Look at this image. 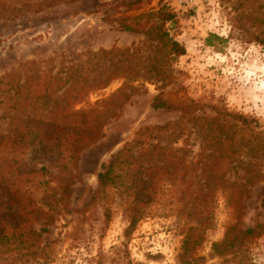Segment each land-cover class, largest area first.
Masks as SVG:
<instances>
[{"label": "rangeland", "instance_id": "1", "mask_svg": "<svg viewBox=\"0 0 264 264\" xmlns=\"http://www.w3.org/2000/svg\"><path fill=\"white\" fill-rule=\"evenodd\" d=\"M34 1L0 0V79L15 70L21 75L35 69L55 74L61 62H77L86 51L137 43L142 36L118 29L119 19L158 5L156 0H53L39 12L27 10V3ZM121 3L134 5L126 11ZM162 3L175 13V23L167 27L186 51L173 62L177 81L162 90V97L175 102L177 96L187 95L197 103L198 115L213 117L217 111L242 114L251 120L254 130H264V0ZM209 34L222 42L214 41L215 47H208ZM120 86L121 82H114L91 96V102L116 93ZM175 89L179 90L177 95ZM159 92L147 83L127 91L126 102L104 126L102 137L80 153L67 209L39 243V247L50 246L49 255L21 256L23 251H17L0 255V264H264V230L258 235L238 236L264 223V182L250 186L237 211L219 198L210 226L199 237L189 238L186 245L185 233L193 220L176 200L181 186H169L168 175H164L165 182L155 183L158 198L131 231L125 200L114 189L104 201L101 192L97 197L102 165L134 139L136 132L182 116L178 110L152 108ZM3 105L0 116L1 108L9 106ZM8 129L7 120L0 118V134ZM182 145L174 144L178 148ZM189 148L197 152L201 146L196 143ZM260 170L264 172V161ZM106 207L109 220L105 218ZM42 226L38 221L33 228ZM233 237H237L235 245L226 252L224 246ZM220 251H225L224 255Z\"/></svg>", "mask_w": 264, "mask_h": 264}, {"label": "trees", "instance_id": "2", "mask_svg": "<svg viewBox=\"0 0 264 264\" xmlns=\"http://www.w3.org/2000/svg\"><path fill=\"white\" fill-rule=\"evenodd\" d=\"M156 1V8L125 14L118 21L121 31L141 35L139 42L86 51L77 62H61L55 74L35 69L21 75L15 70L0 79V107L9 105L1 108L0 116L9 124L7 132L0 134V255L17 251H23L21 256L49 255L50 246L39 247V243L67 209L80 153L102 137L104 126L126 102L127 91H135L141 84H153L160 90L151 104L154 110L174 109L182 116L139 130L101 167L97 197L101 192L104 201L114 189L125 200L128 230L157 200L155 183L165 182L164 175H168L169 186H181L176 200L193 220L184 245L210 226L219 198L237 211L250 186L264 182L260 170L264 130H254L251 120L242 114L217 111L213 117L198 115L197 103L187 95L177 96L175 102L162 97V90L177 81L173 62L186 51L167 27L175 23V13L163 0ZM53 2H28L26 9L39 12ZM134 3L120 5L127 11ZM214 41L222 39L209 34L206 45L215 47ZM117 81L121 86L116 93L91 102V96ZM2 85L7 86L3 89ZM177 92L175 89L174 94ZM177 143L183 145L175 147ZM196 143L201 149L192 152L189 147ZM261 207L264 210V199ZM109 217L106 207V220ZM38 221L43 226L35 230ZM262 230L264 223H258L238 236L258 235ZM236 240L233 237L224 246L226 252Z\"/></svg>", "mask_w": 264, "mask_h": 264}]
</instances>
